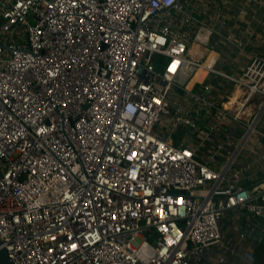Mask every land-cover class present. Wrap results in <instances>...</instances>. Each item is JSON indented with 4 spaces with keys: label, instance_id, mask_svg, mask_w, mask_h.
<instances>
[{
    "label": "built area",
    "instance_id": "2783aa9c",
    "mask_svg": "<svg viewBox=\"0 0 264 264\" xmlns=\"http://www.w3.org/2000/svg\"><path fill=\"white\" fill-rule=\"evenodd\" d=\"M258 27L263 0H0L13 263L224 264L231 209L264 237V182L243 186L252 163L238 160L264 147ZM231 46L237 70L220 58Z\"/></svg>",
    "mask_w": 264,
    "mask_h": 264
},
{
    "label": "crops",
    "instance_id": "0c3cea01",
    "mask_svg": "<svg viewBox=\"0 0 264 264\" xmlns=\"http://www.w3.org/2000/svg\"><path fill=\"white\" fill-rule=\"evenodd\" d=\"M257 30L259 35L256 39L255 47H250V49L264 57V27H258ZM221 56L220 58H224L223 64L225 65V69L230 66L229 64H233L232 68L237 70L239 67L238 64L244 62V59L232 46L228 48L225 56L224 54ZM229 60L233 63H230ZM263 150L264 147L262 149L257 147L255 153L248 154L246 152L241 154L238 159L239 164L252 163L251 169L240 180L243 186H246L252 191L260 190V185L264 182V158H259ZM262 228L263 221L261 219L249 218L245 213L236 209L229 210L228 216L224 219L223 231L225 235H231L237 239L239 245L235 254L227 255L224 264H264V237L261 232ZM240 232L244 234L242 239L239 238Z\"/></svg>",
    "mask_w": 264,
    "mask_h": 264
},
{
    "label": "rangeland",
    "instance_id": "374dc122",
    "mask_svg": "<svg viewBox=\"0 0 264 264\" xmlns=\"http://www.w3.org/2000/svg\"><path fill=\"white\" fill-rule=\"evenodd\" d=\"M201 71L200 70H198L197 71V73L193 76V78H192V80L190 81V83H189V86H191L192 84H193V91H198L199 89H200V86L202 85V82L204 81V79H205V76H206V73H201ZM209 78H210V76H209ZM195 81V82H194ZM217 81L218 80H216L215 78H213V77H211V79H210V82L211 83H213V85L214 86H216V84H217ZM194 82V83H193ZM230 86V85H229ZM217 91V90H216ZM223 92V91H222ZM221 92V93H222ZM250 145H252V143H251V140L247 143V148L245 149V150H243V152H242V154H244V153H246V152H248L249 151V147H250ZM242 158V157H241ZM242 159H244V158H242ZM228 255V254H227Z\"/></svg>",
    "mask_w": 264,
    "mask_h": 264
},
{
    "label": "water",
    "instance_id": "95a60500",
    "mask_svg": "<svg viewBox=\"0 0 264 264\" xmlns=\"http://www.w3.org/2000/svg\"><path fill=\"white\" fill-rule=\"evenodd\" d=\"M0 264H14L13 261L9 258L6 250L0 244Z\"/></svg>",
    "mask_w": 264,
    "mask_h": 264
},
{
    "label": "bare ground",
    "instance_id": "6f19581e",
    "mask_svg": "<svg viewBox=\"0 0 264 264\" xmlns=\"http://www.w3.org/2000/svg\"><path fill=\"white\" fill-rule=\"evenodd\" d=\"M188 86H189V84H188ZM190 87V86H189Z\"/></svg>",
    "mask_w": 264,
    "mask_h": 264
},
{
    "label": "trees",
    "instance_id": "16d2710c",
    "mask_svg": "<svg viewBox=\"0 0 264 264\" xmlns=\"http://www.w3.org/2000/svg\"><path fill=\"white\" fill-rule=\"evenodd\" d=\"M201 73H202V72H201ZM201 73H200V74H201ZM203 73H204V72H203Z\"/></svg>",
    "mask_w": 264,
    "mask_h": 264
}]
</instances>
